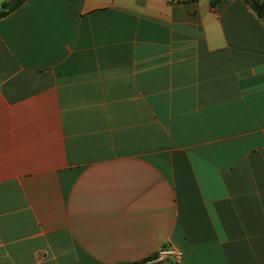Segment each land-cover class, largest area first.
<instances>
[{
    "label": "crops",
    "instance_id": "crops-1",
    "mask_svg": "<svg viewBox=\"0 0 264 264\" xmlns=\"http://www.w3.org/2000/svg\"><path fill=\"white\" fill-rule=\"evenodd\" d=\"M161 249L264 264V21L245 0H23L0 16V264Z\"/></svg>",
    "mask_w": 264,
    "mask_h": 264
},
{
    "label": "trees",
    "instance_id": "trees-1",
    "mask_svg": "<svg viewBox=\"0 0 264 264\" xmlns=\"http://www.w3.org/2000/svg\"><path fill=\"white\" fill-rule=\"evenodd\" d=\"M23 0H7L0 3V16L7 14L9 11L13 10L16 6H18ZM220 0H208L211 6H214ZM249 7L254 11L256 16H258L261 20L264 21V0H245ZM157 253H153V255L146 256L139 260L134 261H126V262H118L114 264H156L158 262L156 260ZM164 264H173V262L169 259L164 260Z\"/></svg>",
    "mask_w": 264,
    "mask_h": 264
},
{
    "label": "built area",
    "instance_id": "built-area-1",
    "mask_svg": "<svg viewBox=\"0 0 264 264\" xmlns=\"http://www.w3.org/2000/svg\"><path fill=\"white\" fill-rule=\"evenodd\" d=\"M172 256V257H175L177 258L179 256L178 253H175V252H172V251H168V250H165V249H161L157 252V257H156V260H159L161 258H167L169 256Z\"/></svg>",
    "mask_w": 264,
    "mask_h": 264
},
{
    "label": "rangeland",
    "instance_id": "rangeland-1",
    "mask_svg": "<svg viewBox=\"0 0 264 264\" xmlns=\"http://www.w3.org/2000/svg\"><path fill=\"white\" fill-rule=\"evenodd\" d=\"M165 259L166 258H161V259L157 260L158 262H156V264H164L165 263L164 262Z\"/></svg>",
    "mask_w": 264,
    "mask_h": 264
}]
</instances>
